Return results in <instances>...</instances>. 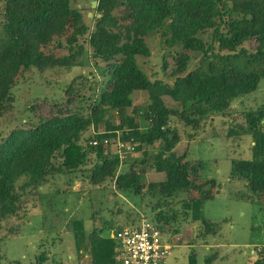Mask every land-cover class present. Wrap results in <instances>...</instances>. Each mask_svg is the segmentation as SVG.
Instances as JSON below:
<instances>
[{
    "label": "trees",
    "instance_id": "1",
    "mask_svg": "<svg viewBox=\"0 0 264 264\" xmlns=\"http://www.w3.org/2000/svg\"><path fill=\"white\" fill-rule=\"evenodd\" d=\"M93 2L98 5L90 19L78 0H0V120L14 108L15 87L27 74L79 73L66 85L65 105L55 104L49 118L34 122L30 116V124L0 136V230L34 202L33 209L55 214L56 226L64 224L74 255L39 249L36 264H118L114 233L148 220L147 210L148 221L170 236L200 224L193 243L209 246L222 224L208 219L204 206L220 187L213 179L201 181V166L189 161L199 136L253 137L252 160L234 162L231 178L243 181L250 198L264 205V105L235 107L264 80V0H92L90 7ZM156 36L176 53L164 56V79L152 81L138 60L152 56L148 39ZM250 43L253 50L246 48ZM169 58L174 65L166 74ZM195 59L199 65L190 70ZM91 61L103 82L80 69ZM136 92L148 94L145 104L134 105ZM130 146L142 158L124 170L121 153ZM147 165L165 180L148 181ZM87 188L119 192L139 201L142 212L115 211L117 201L111 211L117 223L98 227L99 214L71 217L53 203L59 193L80 197ZM261 256L253 264H264ZM188 259L199 264L196 250ZM203 264L221 263L214 253Z\"/></svg>",
    "mask_w": 264,
    "mask_h": 264
},
{
    "label": "rangeland",
    "instance_id": "2",
    "mask_svg": "<svg viewBox=\"0 0 264 264\" xmlns=\"http://www.w3.org/2000/svg\"><path fill=\"white\" fill-rule=\"evenodd\" d=\"M91 1L78 0V3L81 4L80 7H83L84 14H88V17L93 19L94 12H91V9L95 10L96 8L90 7ZM148 45L152 56L148 59H139L138 62L152 81L163 80L165 75L163 69L164 56L167 55L168 57L170 53L175 54L176 51L168 52V49L161 45L158 36L148 39ZM246 48L253 50L255 44H246ZM55 54L63 55L67 53L57 51ZM199 61L200 59L193 60L189 67L190 70L197 68ZM77 63L80 65L84 61ZM89 63L91 66L80 69L85 75H89L91 71H94L98 80L103 82L105 78L102 72L92 67L93 61ZM167 64L166 74H170L173 70V59L169 58ZM78 74L77 71L69 74L66 70L49 72L43 77L38 74H27L15 87L16 102L13 105L14 108L0 120V136L7 137L13 130L30 124L28 121L30 116L34 117V122H37L36 117L49 118L54 111L55 104L63 103L61 105H65L67 99L64 92L66 85L72 80L73 76ZM165 80L168 81L169 79L165 76ZM133 98L135 106L142 105L147 102L148 94L136 92ZM242 102L240 100L239 104L235 105L237 110L238 108L257 109L262 107L264 105V80L259 90L242 100ZM169 106L181 109V106L177 104L170 103ZM129 113H132V109L129 110ZM26 119L28 122L23 123V120ZM220 123V120H216L214 125L219 126ZM120 137L121 134H116L115 141L118 142ZM253 141L251 135L244 136L237 141L223 138L208 139L206 132L199 136L197 142L191 145L189 161L197 168H199V165L201 166L199 169L201 181L213 179L220 187L214 198L205 204L204 213L213 222L221 223L222 231L219 236L208 239L209 246L199 247L194 244L188 245V243L192 242L191 240H194L198 235L200 224L190 225L189 227L184 225L179 236H175L174 233H172V236L168 235V238L172 241V258L169 257V262L174 264L187 263V255H190L193 250L198 251L201 261L214 252L213 247L218 248V246L224 252L233 255L231 256L232 260L228 259L226 264H253L256 259L262 257L261 255L264 254V205L259 204L256 199L250 198L249 190L243 181L231 178L234 162L252 160ZM114 148L117 150L116 146ZM157 148L158 146L149 147V154L152 155ZM180 152L182 151L180 150ZM121 155L124 162L123 167L126 166L124 170L128 169L129 164L142 158V153L135 151L121 153ZM137 168L141 169L143 166L138 165ZM145 168L149 169L147 170L148 181L165 180V174H157L151 165H147ZM57 186L59 188L63 187L61 183H58L55 187L58 188ZM80 187L81 184L78 183L76 190H79ZM48 190L49 187L44 186L41 191L47 193ZM92 190L91 188L84 190L80 196L81 198L76 193H59L53 203L58 206L59 212L70 214L71 217L76 214L83 218L93 213L99 214L98 227H102L105 221L115 220L117 223L118 218L111 215L117 201L119 204L115 207V211L123 209L135 213L142 212V209L137 206L139 201H133L119 192L117 196H113L106 191ZM191 196L199 197L195 192ZM63 201L66 203L63 204ZM33 204L34 202H31L27 205L25 215L22 213L23 216L8 220L0 230V264H14L15 262L36 264L35 256L37 252H40L39 249H46L52 254H61V257H64V254L74 256L69 250L73 248V244H70V242L72 243V235L64 233V224L56 226L54 213H51L52 215L44 214L38 208L33 209ZM146 218L151 221V214L147 210ZM89 226L92 228L93 224L91 223ZM115 228L120 227L117 225ZM191 230L192 234L189 232ZM200 242L198 241V243ZM175 256L177 260L174 259Z\"/></svg>",
    "mask_w": 264,
    "mask_h": 264
},
{
    "label": "built area",
    "instance_id": "3",
    "mask_svg": "<svg viewBox=\"0 0 264 264\" xmlns=\"http://www.w3.org/2000/svg\"><path fill=\"white\" fill-rule=\"evenodd\" d=\"M134 150V146H130L127 152ZM113 239L118 244V264H169L171 240L153 222L144 219L138 226L115 232Z\"/></svg>",
    "mask_w": 264,
    "mask_h": 264
},
{
    "label": "crops",
    "instance_id": "4",
    "mask_svg": "<svg viewBox=\"0 0 264 264\" xmlns=\"http://www.w3.org/2000/svg\"><path fill=\"white\" fill-rule=\"evenodd\" d=\"M189 232H191V234H192V230L191 231H189ZM179 236V235H178ZM178 239V238H177ZM177 239H176V241H177ZM176 241H174L175 243H176ZM192 242H190V243H188V245L189 244H194L193 243V239L191 240ZM189 242V241H188ZM171 243H172V241H171ZM198 246V245H197ZM201 246H203V245H201ZM201 246H199V247H201ZM218 246V245H217ZM207 247V246H206ZM220 246H218V248H215V247H213L214 248V252L212 253V254H214V253H217L218 254V262L219 263H223V264H226V261L228 260V259H231V256H233L232 254H230V253H228V252H224L222 249H220L219 248ZM196 253H197V257H198V261H199V264H203V262H204V260H205V258L204 259H202L201 261H200V256H199V253H198V251H196ZM212 254H210V255H212ZM171 256V258H172V255H170ZM188 257H189V254L187 255V262H188ZM174 259L175 260H177V257L175 256L174 257ZM232 260V259H231ZM254 263V262H253ZM169 264H174V263H172V262H169ZM177 264V263H176ZM184 264H187V263H184Z\"/></svg>",
    "mask_w": 264,
    "mask_h": 264
},
{
    "label": "water",
    "instance_id": "5",
    "mask_svg": "<svg viewBox=\"0 0 264 264\" xmlns=\"http://www.w3.org/2000/svg\"><path fill=\"white\" fill-rule=\"evenodd\" d=\"M97 5H98V3H97V2H93V3H92V7H93V8H96V7H97Z\"/></svg>",
    "mask_w": 264,
    "mask_h": 264
}]
</instances>
